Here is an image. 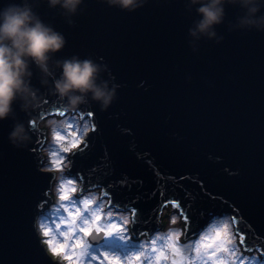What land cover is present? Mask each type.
<instances>
[{"label": "water", "instance_id": "obj_1", "mask_svg": "<svg viewBox=\"0 0 264 264\" xmlns=\"http://www.w3.org/2000/svg\"><path fill=\"white\" fill-rule=\"evenodd\" d=\"M11 2L20 0H0V7ZM26 2L65 37L53 60L90 57L106 66L100 77L109 87L120 86L104 111L90 98L66 111L49 90L51 80L42 86L43 74L30 65L38 105L26 112L17 100L12 114L0 120V264H53L37 230L43 212L36 215L35 204L42 195L45 208L54 203L58 173L38 167L47 138L39 124L89 111L97 130L86 133L91 140L84 156L73 151L68 157L67 174L79 182L77 197L101 188L100 198L111 201L106 209L136 207L134 239L162 231L161 212L172 206L165 201H177L195 217L193 230L203 233L230 216L235 232L245 236L244 249L264 251V31L238 26L245 9L224 5L222 23L214 26L223 37L217 43L189 35L199 17L187 0H147L132 12L84 0L75 14L49 7L47 0ZM49 67L59 75L52 60ZM86 119L89 126L94 122ZM17 123L26 125V146L8 138ZM193 197L195 213L188 207ZM102 237L93 231L88 242L101 244ZM197 237L184 232L182 242Z\"/></svg>", "mask_w": 264, "mask_h": 264}, {"label": "clouds", "instance_id": "obj_2", "mask_svg": "<svg viewBox=\"0 0 264 264\" xmlns=\"http://www.w3.org/2000/svg\"><path fill=\"white\" fill-rule=\"evenodd\" d=\"M101 2L109 7H117L121 11L132 12L146 4L147 0H101ZM47 3L49 7L58 5L65 12L75 14L84 0H47ZM187 3L195 8L199 17L188 29L189 35L194 38L215 37L217 43L223 39L222 36H217L214 26L222 23L226 3L238 4L245 9L244 16L238 18L239 27L264 31V12H261L264 0H187ZM68 23L71 25L72 21L69 20ZM65 44L63 33L44 23L26 0L7 3L0 7V120L12 114L13 104L17 100L21 101L20 107L26 112L38 105L39 90L31 84V64H35L43 74L40 80L42 86H48L51 80L49 90L65 102L66 111L87 103L89 98L99 104L101 111L109 107L120 85L113 84L109 87V82L100 77L106 66L90 57L80 58L73 54L70 57L53 60ZM50 60L59 69L58 76L49 67ZM25 129L26 125L17 123L9 132L8 138L14 146H26L27 143L24 142L30 140ZM61 207L67 211L64 205ZM78 213L79 210L76 214ZM76 214L70 213L73 216V223ZM98 219L99 216H95L93 222ZM84 223L87 224V220ZM80 231L83 232V228H80ZM109 234L105 233V236ZM55 247L62 248L63 244ZM73 247L80 246L74 244ZM80 254L83 253L80 251ZM52 259L53 264H60L59 258Z\"/></svg>", "mask_w": 264, "mask_h": 264}, {"label": "rangeland", "instance_id": "obj_3", "mask_svg": "<svg viewBox=\"0 0 264 264\" xmlns=\"http://www.w3.org/2000/svg\"><path fill=\"white\" fill-rule=\"evenodd\" d=\"M49 121L55 123L49 124ZM87 124L89 122L86 120ZM40 128H45L47 130V138L45 146L42 148V153L44 154V162L52 164V167L43 166L42 170L61 173L64 172L60 180L56 181L53 187V196L55 197L54 204L40 217L37 222V230L42 239V242L48 252V254L53 258H59L60 264H108V260L105 259V253L109 256L113 254L120 258V264H189V261L185 258L189 255L190 249L194 246V241L185 240L182 242V236L184 233L183 224L180 215L170 208H167L162 214V223H164L165 228L155 234H153L148 240L143 239L139 242H133L131 239L130 227L132 223V216L130 211L118 212L109 211L105 207L106 200L100 198L98 191H91L90 194H86L82 197H77L76 193L78 191L79 182L77 179L69 177L67 170L70 165L69 153H63L62 148L67 146L69 141L72 139V132L75 131L85 138L86 133L83 131L85 127V122L77 117L75 114H66L63 116H50L43 120L39 124ZM61 134L64 139L57 143L54 134ZM60 155L67 157L64 163V168L58 170L57 166L53 164L56 160V156ZM75 180V191L72 192L71 186L68 184L64 185L66 192L69 194L68 201H61L62 197L60 195L61 181ZM60 198V199H59ZM85 206L81 201H88ZM57 202V203H56ZM56 203V204H55ZM64 205L67 207L68 211H65ZM79 210V216H75V226L69 221L73 220V216L70 213H76ZM99 215L100 220L96 221L97 224L102 228H107L111 230L109 235L103 237L105 240L97 248L90 247L88 243L89 235L95 231L93 227L92 231L85 235L80 231V228L85 226L84 222L87 220L89 223L93 222L95 216ZM130 216L129 219L125 216ZM173 217L175 218V223H173ZM125 219L127 223H125ZM227 220L217 221L212 223L202 234L206 235L208 240H211L220 231L223 236L227 239L232 240L233 236L230 231L229 222ZM228 221H230L228 219ZM43 223L46 229L43 230V234L39 229V224ZM169 224H175V227H181L182 233L179 237L176 236L175 228H168ZM72 229L69 232V229ZM123 229V231H120ZM49 232V235L46 236ZM99 233V232H97ZM45 235V236H44ZM67 236V242H66ZM171 237V239H170ZM174 239L180 240V248L182 255H176L171 250L170 245ZM199 239V236L196 238ZM46 240H51L53 246H58L61 244H66L65 249L56 248L57 251L53 254L49 251V246L45 243ZM78 241H82L79 248L73 247ZM234 243V242H233ZM86 245L87 248L85 252L81 255L80 249ZM140 255L137 256L136 254ZM256 253V254H255ZM254 255H259L255 252ZM241 256L236 248L235 254L232 256L221 257L224 264H236V258ZM244 259V264H264V262H257L255 258ZM207 264H211V261L205 257ZM197 264H204L203 261H198Z\"/></svg>", "mask_w": 264, "mask_h": 264}, {"label": "snow or ice", "instance_id": "obj_4", "mask_svg": "<svg viewBox=\"0 0 264 264\" xmlns=\"http://www.w3.org/2000/svg\"><path fill=\"white\" fill-rule=\"evenodd\" d=\"M60 115H63V113H60ZM87 117H93L94 122L89 126L86 122V118ZM81 119L85 122V127L83 129V131L85 133L91 131V132H95L97 130V123L95 122L94 119V111H89L86 113L85 116L81 117ZM72 139L69 141V143L67 144V146L62 148V152L63 153H69V152H73V151H79L81 156H84L85 154V149H87L88 147V142L91 140V136L87 137V139L82 138V136L80 134H78L77 132L73 131L72 134ZM56 141L57 143H60L64 137L57 133L55 135ZM67 160V157H63L60 155L56 156V160L53 162L54 165L57 166L58 170H62L64 168V163ZM40 166H46V167H52V164H48V162H38V167ZM47 180L50 179L49 176H46ZM77 178L82 182L83 181V176L80 174H77ZM61 189H60V195L62 197L61 201H68L69 200V194L66 192L64 185L68 184L71 186V191L74 192L75 191V180H68V181H61ZM201 187L203 188V185H201ZM105 196L109 195L108 193H104ZM82 203L85 204V206H87L88 203H91L90 200L88 201H81ZM111 203V201H109ZM47 201L44 199V196L42 195V197L36 202L35 204V209L39 210L37 211L35 214L36 215H41L45 205H46ZM165 203H171L173 207L180 209V217L181 220L183 222V230L185 233L191 232L193 237H196L197 235L199 236V239H195L194 240V246L191 247L190 249V253L187 257H185L188 261L189 264H197L198 261H203L204 264H207V261L205 260V257L208 258L209 261H211V264H224V261L221 259V257H227V256H232L235 254V248H236V244H234L232 242V240L227 239L225 236H223L221 234L220 231H217L216 235L211 239L208 240L206 235L202 234L199 232V230H193L192 229V224L194 222L195 217L193 215H190L188 211H185L179 202L177 201H165ZM195 204V198L193 197L192 203H190L188 205L189 209L195 213L196 212V208L194 207ZM67 208V207H66ZM68 211V209H67ZM130 214L133 216V218L135 219L136 214L138 212V209L136 207H131L129 209ZM72 214H76V213H72ZM200 215H203V211H200ZM75 216H79V213L76 214ZM99 216V215H97ZM100 220V216L98 220H95V222H91L89 223L87 221V224H85V226L81 227L83 228V233H89L92 231L93 227H95V231L96 232H102L103 235L105 236V233H110L112 232L111 230H108L107 228H102L100 227L99 224L96 223V221ZM175 218L173 217V223H175ZM69 223L73 224L75 226V224L72 221H69ZM125 223H127V220L125 219ZM39 229L41 231V233L43 234V230L46 229L45 225L43 223L39 224ZM72 229H69V232H71ZM120 231H123V229H121ZM49 235V232L46 236ZM236 235H238V240L237 243L239 245H243L246 246V239L245 236L243 234H239L237 231V234H234L233 239L236 238ZM45 236V235H44ZM176 236L179 237L180 233H176ZM171 239V237H170ZM49 241L51 240H46L45 243L49 246V251H51L53 254L56 253L57 249L55 246L52 245V242L49 243ZM82 243V241H78L77 244L80 246V244ZM67 247L66 244H63V247L61 249H65ZM171 250L173 251L174 254L176 255H182V251L180 248V240L179 239H174L172 241V244L170 245ZM87 246L84 245L80 251L82 253L85 252ZM251 250V249H249ZM262 256H264V251H261L260 253ZM137 256H139L140 254L137 253ZM105 259L108 260V264H120V258L113 254L112 256H109L107 253H105ZM174 264H176V262L174 261ZM236 264H244V259L241 257H237L236 258Z\"/></svg>", "mask_w": 264, "mask_h": 264}, {"label": "bare ground", "instance_id": "obj_5", "mask_svg": "<svg viewBox=\"0 0 264 264\" xmlns=\"http://www.w3.org/2000/svg\"><path fill=\"white\" fill-rule=\"evenodd\" d=\"M70 114H75V113H71L70 112ZM75 115H77V117H79L80 118V116L78 115V114H75ZM81 119V118H80ZM87 121H88V119H86ZM44 155V154H43ZM64 174V172H61V173H59L58 174V176H57V181L58 180H60V178L62 177V175ZM56 183V182H55ZM54 187V186H53ZM101 188H99V189H97V190H95V191H98L99 192V194L101 193ZM53 192V191H52ZM86 194H90V192H88V193H86ZM85 194V195H86ZM101 195V194H100ZM54 199H55V197H54ZM53 199V200H54ZM102 199L103 200H106V201H104L106 204H105V207L107 208V205H108V202H109V198H107V197H102ZM54 202H55V200H54ZM57 203V202H56ZM55 203V204H56ZM54 204V203H53ZM52 204V205H53ZM52 205H49V206H47L45 209H44V211H43V213H45ZM167 208H170V209H172L173 211H175V212H177L178 214H179V211H177L176 209H173L172 208V206H170V205H168L167 207H165L163 210H162V212H161V216H160V220H161V222H163L162 221V214L164 213V211L167 209ZM107 210H109V211H113L112 209H107ZM125 217H127V219H129V217L130 216H125ZM40 218H38V220H39ZM227 220L226 222H229V226H230V231H231V233H232V236H234V234H237V232H235L236 231V229H235V226H234V223L232 222V218L230 217V216H228V217H224V218H222V219H220V220H217V221H223V220ZM228 219L230 220V221H228ZM182 221V220H181ZM217 221H215V223L217 222ZM212 223H214V222H212ZM163 225H164V223H163ZM210 225H212V224H210ZM209 225V226H210ZM176 225L175 224H169V227L168 228H175V230H176V232L177 233H182V229H181V227H175ZM208 226V227H209ZM207 227V228H208ZM206 228V229H207ZM100 233V232H99ZM131 233V232H130ZM132 236V235H131ZM103 237H105L104 235H103ZM102 237V238H103ZM131 239H132V241L133 242H139V241H141V240H143V239H146V240H148L147 239V237L146 236H141V238H139V239H134L133 237H131ZM104 238H103V242H104ZM190 241H194L195 239H189ZM237 240H238V235H236V238L235 239H233V242H234V244H236V250H237V252L241 255V256H243V258H247L248 260L249 259H253V258H255L256 259V261L257 262H264L263 260H264V258L262 257V255L260 254V252L258 251V250H253V251H249V250H246V249H244V247L242 246V245H239L238 243H237ZM89 243V242H88ZM90 244V243H89ZM44 245V244H43ZM100 244H98V245H90V247L92 248V246H93V248L92 249H94V248H97L98 246H99ZM45 247V246H44ZM255 252H257L259 255H254V253ZM256 254V253H255Z\"/></svg>", "mask_w": 264, "mask_h": 264}]
</instances>
